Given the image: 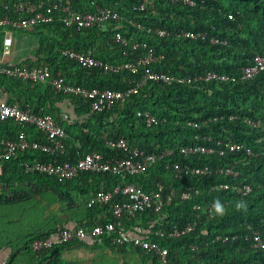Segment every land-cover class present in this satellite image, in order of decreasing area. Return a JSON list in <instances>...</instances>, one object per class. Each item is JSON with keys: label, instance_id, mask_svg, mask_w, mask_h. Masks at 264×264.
I'll list each match as a JSON object with an SVG mask.
<instances>
[{"label": "trees", "instance_id": "1", "mask_svg": "<svg viewBox=\"0 0 264 264\" xmlns=\"http://www.w3.org/2000/svg\"><path fill=\"white\" fill-rule=\"evenodd\" d=\"M8 1L10 0H0L1 13H5L3 6ZM55 1L57 0H52ZM69 1L76 9L86 11L91 7L90 0ZM97 1L100 5L114 6L125 16H136L137 20L153 30L161 27L174 32L194 30L206 34L198 39L176 35L160 37L154 32L142 31L132 25L122 26V32L132 40L146 41L157 54L166 56L164 61L152 65L154 70L180 75L216 71L239 76L246 66L254 62L258 54H264V0H197L198 5L195 7H175L169 0H147L148 8L142 13L132 11L136 0ZM113 26L78 31L67 28L58 21L42 25L34 29H39L41 39L36 54L46 55L43 63L50 65L54 77L65 76L85 87L125 90L138 75L129 71L105 73L100 68L85 67L60 53L63 48L77 52L92 50L96 58L109 62L131 60L143 54V49L133 51L130 47V55H124L123 47L114 42ZM212 37L226 39L228 43H213ZM68 68L74 70V74L66 72ZM0 78L9 80L0 84L27 87L34 95H25L18 101L19 104L25 106L28 103L35 112L53 114L68 134L64 154L51 155L27 150L18 152L10 159L0 160V225L11 222L8 221L11 216L16 218L23 215L18 213V209L14 210L15 206L24 208L23 201L31 195H41L47 191L52 193V197L41 195L39 201L51 202L55 199L66 207L84 205L87 217L78 225L95 226L114 218L111 213L112 204H95L90 207L89 200L98 193L113 191L118 185L133 183L147 191L157 189L161 184L166 186L167 191L176 188L180 192L187 186H195L200 190V194L194 195L190 200H174L161 212L143 210L135 218L125 220L124 225L128 230L134 225L150 226V232L146 236L168 249L167 262H163L157 254H148L133 246L131 242L118 244L113 240V235L109 234L94 240L100 250L110 249L112 255L104 251V254L81 255L72 250V245L76 242L55 245L42 251L32 249L35 239L50 236L66 227L61 224L44 232L30 234L24 241H16V245L12 241L0 243V250L6 246L12 247L8 264H23L19 263L20 256L25 255L23 247L29 248L32 253L30 257H36L33 264H86L85 261H89L88 264H131L128 261L135 260L132 251L145 257L146 264H264V249L253 248L248 239L252 230H258L264 235V71L252 79L235 82L213 80L193 84H164L150 81L126 103L95 113L91 112L89 103L82 97L58 92L50 82H13L17 79L2 75ZM66 98L77 105L78 119L73 123L63 122L61 110L56 106L57 101ZM138 111H150L166 121L148 127L143 118L138 116ZM232 115L236 117L230 120ZM216 117L219 118L218 121L204 124L205 120ZM244 118L261 120L262 126L254 128ZM190 122L196 125H191ZM22 129L21 124L9 119L0 124V135L17 139ZM25 129L31 140L49 142V138L35 126H27ZM206 135H211L213 141H206ZM120 137L127 138L132 146H138L146 153H160L164 149L174 148L176 152L168 160L183 164L233 166L239 171V176L213 174L209 177L176 178L174 171L166 167L168 160L158 162L145 174L130 176L126 180L112 173L81 172L70 180L60 182L42 173L26 172L27 163H75L84 155L95 151L125 156L122 150L112 149L107 145L108 139ZM229 138L245 143L253 154L241 151L225 156H185L179 151L182 146L194 144L218 146L219 140ZM218 183L249 184L252 192L242 196L233 186L227 190H212V186ZM130 198L129 195H117L115 201ZM216 199L222 200L228 207V212L223 217L211 218L203 210L195 209L196 204L203 205ZM238 200L244 201L245 209L235 210L234 204ZM95 215H100L98 220H94ZM192 221H197L194 231L180 237L168 235L175 227L184 228ZM161 231L166 235L160 236ZM236 235L238 237L233 240L232 237ZM218 236H230L231 239L225 242L218 240ZM117 256L124 260L116 259ZM30 257L27 259H31Z\"/></svg>", "mask_w": 264, "mask_h": 264}, {"label": "built area", "instance_id": "2", "mask_svg": "<svg viewBox=\"0 0 264 264\" xmlns=\"http://www.w3.org/2000/svg\"><path fill=\"white\" fill-rule=\"evenodd\" d=\"M133 5V12H145L148 8L147 0H136ZM158 1V0H153ZM172 5L180 7H195L198 5L197 0H169ZM90 9L81 10L72 6L69 0H10L5 2L3 8L5 13L0 12V31L9 32L10 30H34L42 25L58 21L67 28L75 30H88L92 28H108L113 26L114 42L119 43L123 49V54L130 55L129 48L133 51L143 49V54L131 60L121 62L102 61L94 56L92 50L77 52L70 48L61 49L60 53L70 59L76 60L85 67L100 68L105 73H121L129 71L135 76L132 85L125 90L102 87H85L68 80L65 76L54 77L49 64L43 63L38 66H27L24 64H8L0 60V75L11 78L21 79L23 81L33 82H50L58 92L67 95H78L89 103L91 112H103L119 104L126 103L131 97L136 95L150 81L164 84H193L201 81H238L252 79L264 71V54H258L254 62L246 66L239 76H231L220 72H208L206 74L180 75L168 73L165 71L154 70L152 65L160 63L166 59L164 54H157L155 49L146 41H134L122 32V26L125 24L132 25L139 30L154 32L160 37L176 35L178 37H187L198 39L205 37V33H199L194 30L183 32H174L165 28L158 27L153 30L144 23L137 20L136 16H125L112 5H100L97 0H90ZM211 41L216 44L226 45L228 41L220 37H212ZM213 91H210L212 93ZM138 116L143 118L148 127L157 126L166 121L160 119L150 111H138ZM236 116H230L233 120ZM238 118V117H237ZM13 119L22 125L19 137L17 139H8L0 135V160L10 159L18 152L34 150L51 155H61L66 152L65 141L67 139L66 128L61 125L53 114L35 112L30 104L25 106L19 103H10L7 99L0 96V124ZM219 118L205 120L204 124L210 121H218ZM247 124L254 128L262 126L261 120L252 118L243 119ZM191 125L196 123L190 122ZM27 126H35L46 137L49 142L44 143L38 140H31L25 129ZM199 138V136H197ZM206 141L212 142L213 137L206 135ZM218 146H209L206 144H194L191 146H182L179 151L185 156L197 154H219L225 156L228 153L244 151L248 155L253 154L252 149L245 143L227 140H219ZM107 145L112 149H119L125 152V156L118 154L106 155L103 152L95 151L84 155L78 162H33L27 163L26 172H38L57 179L60 182L70 180L78 176L81 172L95 173H112L126 180L130 176L145 174L158 162L168 160L176 152L174 148L164 149L160 153H146L145 150L138 146H132L125 137L117 139H108ZM166 167L174 171L176 178L183 176L202 177L220 174L232 177H238L239 171L233 166L218 165L216 167L193 166L183 164L180 161L168 160ZM233 186L235 191L242 196L252 192V186L249 184H229L218 183L212 186V190L230 189ZM200 194V190L195 186H187L182 191L176 188L166 190L164 184L159 185L157 189L147 191L144 187L128 183L118 185L113 191L98 193L94 195L88 203V206L95 204H112L111 213L113 219L105 224L86 226L77 225L75 228H62L50 236L37 238L32 242L34 251L49 249L55 245L67 244L86 238L97 239L104 234L113 235V240L118 244L131 242L133 246L145 250L148 254H157L163 262H167L168 249L163 247L159 242L150 240L146 235H131L126 228L125 220L132 219L143 210H153L161 212L167 205L174 200H190L194 195ZM117 195H129L130 200H116ZM213 202L206 204H196L195 209H201L209 217L214 218L216 215L212 210ZM197 221L189 222L184 228L175 227L168 235L171 237H180L184 234L195 230ZM160 236L166 234L161 231ZM238 236H233L236 239ZM218 240L228 241L230 236H218ZM248 239L251 241L253 248L264 249V235L258 230H252ZM0 264H8V257H0Z\"/></svg>", "mask_w": 264, "mask_h": 264}, {"label": "crops", "instance_id": "3", "mask_svg": "<svg viewBox=\"0 0 264 264\" xmlns=\"http://www.w3.org/2000/svg\"><path fill=\"white\" fill-rule=\"evenodd\" d=\"M39 32V29L32 31L12 29L8 33L1 30L0 40L2 41V46L0 47V60L8 64H24L34 67L43 63V60L46 59V55L39 54L38 56L36 54L40 47L41 40ZM66 72L74 74V70L71 68H68ZM17 80L13 82H25L23 80ZM0 82H9V80L0 78ZM25 95L34 94L24 86H19L17 88L7 83L0 84V96L7 99L9 102L19 103L18 101ZM56 106L61 110L63 122L73 123L74 120L78 119V114L76 112L77 105L73 100L66 98L62 101H57ZM20 212L21 211L18 213ZM21 214L23 215L16 216V218H12L11 216L10 220H8L11 222L6 223V225H0V243L12 241V243L16 245V241L23 240L30 234L44 232L55 226H60L61 224H64V226L68 228H75L82 219L84 220L85 217H87V211L84 205L66 207L55 199H52L51 202L45 200L39 201L37 208L31 209L25 213L21 212ZM100 215H95L94 220H98ZM149 228L150 226L134 225L129 231L131 235H147L150 232ZM75 242L76 243L72 245V250L81 255L84 253L104 254V252L108 255L113 254L110 249H105L103 250L104 252L100 250V248L95 245L96 241L94 239L86 238ZM92 247L95 249H91ZM11 251L12 247L6 246L4 249L0 250V257H8ZM27 258L28 256L25 255L20 256L19 263H34L36 261V257H30L31 259ZM73 262H75V260ZM88 262L89 261H85L86 264H88Z\"/></svg>", "mask_w": 264, "mask_h": 264}, {"label": "rangeland", "instance_id": "4", "mask_svg": "<svg viewBox=\"0 0 264 264\" xmlns=\"http://www.w3.org/2000/svg\"><path fill=\"white\" fill-rule=\"evenodd\" d=\"M27 191L29 192L30 190L29 189H27ZM41 195L44 197V195L47 197V198H51L52 197V193L51 192H42L41 193ZM41 195H31L27 200H25V201H23V205H24V208H14V210L15 209H18L19 211H21L22 213H25V212H28L29 210H31V209H35V208H37L38 207V201H39V199H40V197L39 196H41ZM20 212V213H21ZM24 241V240H23ZM27 241V240H26ZM21 245H23V243L21 244ZM23 247V246H22ZM23 253L25 254V256H28V257H30V255H32V253H31V251L29 250V248L28 247H23ZM132 254H133V256H134V258H135V260H133V259H130V261H128L129 263H131V264H146L145 263V257H142L141 256V254H136V252H134V251H132ZM138 255V256H137ZM116 259H120L121 261H123L124 260V258H122V257H115ZM138 262H140V263H138ZM23 264H33V263H31V262H28V263H23ZM148 264H151V262H148Z\"/></svg>", "mask_w": 264, "mask_h": 264}, {"label": "clouds", "instance_id": "5", "mask_svg": "<svg viewBox=\"0 0 264 264\" xmlns=\"http://www.w3.org/2000/svg\"><path fill=\"white\" fill-rule=\"evenodd\" d=\"M246 204L242 200H238L234 204V208L237 211L245 209ZM212 210L214 214L218 217H223L228 212V207L226 206L225 202L220 199H216L213 201Z\"/></svg>", "mask_w": 264, "mask_h": 264}]
</instances>
